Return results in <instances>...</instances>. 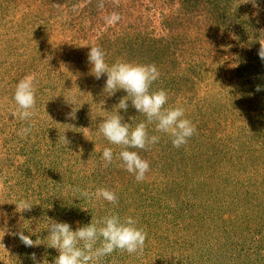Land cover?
Segmentation results:
<instances>
[{
  "label": "rangeland",
  "instance_id": "obj_1",
  "mask_svg": "<svg viewBox=\"0 0 264 264\" xmlns=\"http://www.w3.org/2000/svg\"><path fill=\"white\" fill-rule=\"evenodd\" d=\"M98 3L0 0V264H54L49 220L75 231L112 213L138 219L148 235L141 254L117 250L102 264H264V0ZM113 11L121 19L109 25ZM92 46L109 65L155 64L152 90H166L165 107L182 106L197 127L175 148L147 125L160 140L132 149L150 163L143 182L120 166L121 147L98 134L127 93L104 92L107 76L97 80L88 62ZM32 73L37 115L24 121L12 97ZM118 114L133 127L147 123L131 101ZM29 124L28 136L17 135ZM104 147L114 151L107 168ZM100 187L115 191L117 204L77 191ZM20 232L39 245L25 246Z\"/></svg>",
  "mask_w": 264,
  "mask_h": 264
},
{
  "label": "clouds",
  "instance_id": "obj_2",
  "mask_svg": "<svg viewBox=\"0 0 264 264\" xmlns=\"http://www.w3.org/2000/svg\"><path fill=\"white\" fill-rule=\"evenodd\" d=\"M252 2L255 6V0ZM97 6L103 10L104 0H99ZM120 19L121 16L116 11L105 16V21L109 25L119 22ZM261 37L258 56L264 62V30H261ZM105 56L106 53L100 46L90 47L88 62L92 66V75L97 80L104 75L107 76L104 92L109 96L114 95L118 90H124L127 95L114 107L116 111L110 112L111 114L99 124L98 134H102L110 144L121 147L118 153L120 166L133 174L137 182H143L150 171V163L132 149L147 151L160 140L159 135L149 134L147 125L155 122L156 132L170 134L175 148L186 145L197 132V127L186 118V110L182 106L165 107L169 100L166 90H152L153 83L160 76L155 64H140L119 59L109 65ZM37 84L36 74L32 73L22 78L15 87L12 99L16 107L13 115L20 120L28 121L37 115ZM256 90L260 91L261 87L257 86ZM128 101H131L132 106L146 117L147 123L142 121L133 127L123 122V117L118 112L127 110ZM31 132L32 125L29 124L21 128L17 135L26 137ZM63 140L69 143L65 136ZM102 159L105 168L113 163L114 151L111 147H104ZM77 191L89 200L102 199L113 205L118 202L116 192L108 188L100 187L94 192L80 189ZM16 206L21 211L31 210L33 207L27 200L18 201ZM48 231L47 239L50 241V247L59 252L54 264H102L104 257L117 250L128 254H141L148 235L145 228L139 226L138 219L132 216L121 217L117 213L98 220L92 218L90 224L78 227L75 231L67 222L49 220ZM18 236L27 247L39 245L37 240L33 241L23 232L18 233ZM0 246L4 248L3 244ZM32 259L35 261V253L32 254Z\"/></svg>",
  "mask_w": 264,
  "mask_h": 264
}]
</instances>
